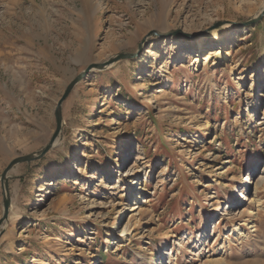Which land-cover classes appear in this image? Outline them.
Wrapping results in <instances>:
<instances>
[{"label":"rangeland","instance_id":"rangeland-1","mask_svg":"<svg viewBox=\"0 0 264 264\" xmlns=\"http://www.w3.org/2000/svg\"><path fill=\"white\" fill-rule=\"evenodd\" d=\"M11 2L0 264H264V0Z\"/></svg>","mask_w":264,"mask_h":264},{"label":"water","instance_id":"water-1","mask_svg":"<svg viewBox=\"0 0 264 264\" xmlns=\"http://www.w3.org/2000/svg\"><path fill=\"white\" fill-rule=\"evenodd\" d=\"M264 13V10L262 11V13L255 19H252L250 22L255 21L256 19L260 18ZM135 56V54H129V53H120L115 55L113 58H111L109 61L105 62V63H95V64H90L83 72H81L76 78H74L72 80V82L67 86L65 93L63 94V96L60 98V100L58 101V104L56 106L55 109V116H56V130L51 138V140L49 141V143L44 147V149L42 150L41 154L38 156H35L34 154H30V155H26V156H21L18 158H15L3 171L2 173V188L4 190V199H3V215L0 218V227L2 226V224L8 219L9 217V211H10V207H11V198L9 196V186H8V172L9 170L16 164L21 163V162H30L31 160H33L35 157H40L42 156L45 152H47L54 144L57 136L59 135V133L61 132V128H62V112H61V107H62V103L65 100V98L67 97V95L70 93V91L73 89V87L80 81L82 80L91 70H93L94 68L96 69H103L105 67H107L108 65H111L113 62H116L118 60L121 59H125V58H131Z\"/></svg>","mask_w":264,"mask_h":264},{"label":"bare ground","instance_id":"bare-ground-1","mask_svg":"<svg viewBox=\"0 0 264 264\" xmlns=\"http://www.w3.org/2000/svg\"><path fill=\"white\" fill-rule=\"evenodd\" d=\"M6 1V3L7 4H10V3H12L11 2V0H5ZM108 1V3L110 4V3H112L114 0H107ZM16 2V1H15ZM14 3V2H13ZM17 4V3H16ZM118 7V6H117ZM8 12H10V9L9 8H7V11H6V13L8 14ZM10 22V21H9ZM7 23V22H6ZM8 26H9V24H8ZM226 26H228V25H226ZM9 28V27H8ZM198 39V41H199V43L198 44H200V38H197ZM222 39H225V37H222ZM114 44L112 45L113 47H115V40H114V42H113ZM216 52H215V54L216 55H218V54H220V55H223V52H224V49L222 48V46L219 44V47H217L216 49ZM210 56H207L206 57V59H205V61L206 62H209V60H210ZM225 58V57H224ZM200 59L199 58H196L195 59V63L194 64H196V62L197 61H199ZM109 66V65H108ZM107 66V67H108ZM119 166V165H118ZM258 184L259 183H256V185H255V187H256V189H257V187H258ZM172 256H173V250H171L170 248H168L163 254H162V256H161V258H160V264H171V258H172Z\"/></svg>","mask_w":264,"mask_h":264}]
</instances>
